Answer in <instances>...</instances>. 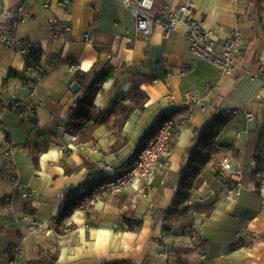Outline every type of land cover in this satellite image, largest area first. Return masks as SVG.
<instances>
[{"label": "crops", "instance_id": "1", "mask_svg": "<svg viewBox=\"0 0 264 264\" xmlns=\"http://www.w3.org/2000/svg\"><path fill=\"white\" fill-rule=\"evenodd\" d=\"M189 1L213 36L216 52L232 30L240 32L243 48L232 75L194 58L183 28L168 39L155 25L148 36L138 35L122 0H70L65 10L51 12L35 0L25 23L6 25L29 56L0 45V102L14 108L0 111V145L9 137L22 149L11 167L0 156V264H9L16 249L21 256L13 264H264V168L247 175L234 198L223 195L227 186L218 179L239 170L242 182L246 156L257 145L264 152V0H158L153 11ZM52 16L70 31L49 24ZM35 49L43 53L39 69L29 66ZM107 63L112 78L95 83L94 74ZM76 72L88 75L90 111L106 114L105 124L90 121L69 130L87 94L80 86L71 90ZM11 73L23 79L10 78ZM136 91L147 102L119 130L116 103ZM168 94L177 120L192 95L200 105L146 196L133 204L129 189L92 202L95 190L111 178L109 169L130 165L157 131L164 119L161 99ZM222 110L238 114L228 119ZM221 117L227 123L215 140L214 162L200 171V185L191 181L190 199L173 210L193 171L189 153L209 123ZM36 148L41 151L34 161L28 150ZM223 158L231 172L222 170ZM248 167L255 171L254 159Z\"/></svg>", "mask_w": 264, "mask_h": 264}, {"label": "built area", "instance_id": "2", "mask_svg": "<svg viewBox=\"0 0 264 264\" xmlns=\"http://www.w3.org/2000/svg\"><path fill=\"white\" fill-rule=\"evenodd\" d=\"M35 0H14L9 3L8 0H0V45L9 50H15L22 55H28L24 49L17 47L12 31L6 29V25L13 28L25 23L27 18V8ZM70 0H37L45 12H51L58 8L65 10ZM158 0H122L123 5L130 11L134 18L135 28L138 35L146 37L150 34L153 25L158 26L163 31V38L168 39L176 30L183 28L186 33V40L189 51L197 60L205 61L214 66L222 75L230 76L238 68L237 59L243 48V38L238 30H232L225 40L222 50L216 52L215 41L211 33L205 30L203 22L195 15L194 4L186 2L183 5L172 7L163 4L157 12H154V4ZM48 23L58 26L64 32L70 31V26L61 22L58 18L52 16ZM85 41L91 42L88 35L84 36ZM76 71L77 66L71 65ZM260 77L264 80V66L260 67ZM200 105L196 95L189 98V105L185 115L179 120L175 118L177 108L174 105L172 95L168 94L161 99L162 114L164 119L154 135L148 140L146 146L130 165L121 168H110L111 178L95 190L94 200L97 201L102 196L113 197L129 189L134 193L130 201L135 204L137 197L146 196L151 188L155 174L165 165V162L171 155L172 146L177 140L179 134L185 129V126L192 119L195 109ZM3 109L14 110L12 104H2L0 102V111ZM221 114L228 119L235 117L238 110H222ZM249 118L251 115L248 116ZM1 128V127H0ZM15 144L5 142L0 145V156L7 161L9 167L13 164V157L16 152H21ZM223 171L231 172L232 166L227 158L220 161ZM221 182L230 184L226 187L223 195L228 198L237 197L242 189L241 172L235 171L230 178L218 176ZM15 187L19 188L18 184ZM28 194V193H26ZM25 194V195H26ZM29 225L34 228L37 222L29 216H23ZM21 256L19 249L15 250L13 259L9 264H13Z\"/></svg>", "mask_w": 264, "mask_h": 264}, {"label": "trees", "instance_id": "3", "mask_svg": "<svg viewBox=\"0 0 264 264\" xmlns=\"http://www.w3.org/2000/svg\"><path fill=\"white\" fill-rule=\"evenodd\" d=\"M96 48L99 51H105L101 47H99L97 44H95ZM43 53L39 49H35L31 52V56L29 58V66L33 69H39L41 65V59H42ZM113 74V67L109 65V63L105 64L102 67V70L99 73H95V83L100 82H106L112 78ZM10 78H22L20 75L11 73ZM88 75H85L80 72H76L74 75V81L78 86H80L82 89L87 90L86 96L83 102L79 104V108L76 111V113L73 115L72 123H70L69 130H80L84 124L88 122H93L94 125H100L106 123V117L107 115L98 112L96 110L90 111L91 108H93L91 100H92V87H87L86 81H87ZM26 82V80H25ZM90 93V94H89ZM128 100V103L125 105L123 104V100ZM123 100H120L117 104L116 114L119 116V119L115 126L121 130L122 127L125 125L129 117L135 112V111H142L144 104L147 102V97L143 92L136 91L130 96H126L123 98ZM20 108H18L15 113H18ZM219 118V117H217ZM216 118V119H217ZM227 123V120L225 117H221V119L213 120L211 123H209V126L207 130H205L201 136V139L199 141L198 147L194 150H192L188 155L187 163L189 166L193 167V171L188 174L185 177L184 182L181 185V188L179 192L177 193L176 199L174 201L173 210L176 209L178 206L182 205L186 201H188L191 197V189H192V182L193 180H196L195 185H200L201 182L198 178L199 173L202 169H204L209 163L212 161L214 162V157L216 156V151L214 150V143L217 138V136L220 134V132L223 130ZM154 127V125L152 126ZM151 131V130H150ZM7 142H10V138L6 137ZM41 150H38L37 148L35 150H28L29 156L33 158L34 161H37L38 153ZM250 159H254L256 163V169L255 171L251 172V170L248 167V162ZM245 169L243 172V178L242 183L246 181L248 178L247 175L255 176L256 173L262 172L264 168V152L258 148V145L254 148V153L252 156L248 158L246 156L245 158ZM217 174H219V169L217 168ZM225 186H231L228 183H225ZM74 206V205H73ZM66 211V209L64 210Z\"/></svg>", "mask_w": 264, "mask_h": 264}, {"label": "water", "instance_id": "4", "mask_svg": "<svg viewBox=\"0 0 264 264\" xmlns=\"http://www.w3.org/2000/svg\"><path fill=\"white\" fill-rule=\"evenodd\" d=\"M71 90H72L74 93H76V92H78V90H79V86H78L77 84H73L72 87H71Z\"/></svg>", "mask_w": 264, "mask_h": 264}]
</instances>
